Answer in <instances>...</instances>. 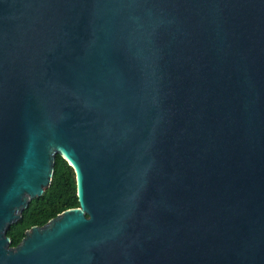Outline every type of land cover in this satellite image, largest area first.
Listing matches in <instances>:
<instances>
[{"label":"water","instance_id":"obj_1","mask_svg":"<svg viewBox=\"0 0 264 264\" xmlns=\"http://www.w3.org/2000/svg\"><path fill=\"white\" fill-rule=\"evenodd\" d=\"M0 264H264V0H0Z\"/></svg>","mask_w":264,"mask_h":264},{"label":"trees","instance_id":"obj_2","mask_svg":"<svg viewBox=\"0 0 264 264\" xmlns=\"http://www.w3.org/2000/svg\"><path fill=\"white\" fill-rule=\"evenodd\" d=\"M77 207L72 169L60 156L55 155L48 187L41 196L28 203L20 219L11 224L5 232L9 246L15 247L29 228L43 226L61 212Z\"/></svg>","mask_w":264,"mask_h":264}]
</instances>
